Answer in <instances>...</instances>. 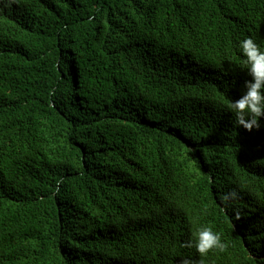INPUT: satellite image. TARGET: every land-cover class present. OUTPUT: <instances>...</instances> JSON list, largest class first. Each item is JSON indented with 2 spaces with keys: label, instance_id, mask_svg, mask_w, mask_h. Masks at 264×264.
<instances>
[{
  "label": "trees",
  "instance_id": "trees-1",
  "mask_svg": "<svg viewBox=\"0 0 264 264\" xmlns=\"http://www.w3.org/2000/svg\"><path fill=\"white\" fill-rule=\"evenodd\" d=\"M246 36L264 0H0V264H264Z\"/></svg>",
  "mask_w": 264,
  "mask_h": 264
},
{
  "label": "clouds",
  "instance_id": "clouds-1",
  "mask_svg": "<svg viewBox=\"0 0 264 264\" xmlns=\"http://www.w3.org/2000/svg\"><path fill=\"white\" fill-rule=\"evenodd\" d=\"M239 49L244 57L243 65L251 78L245 80L243 93L229 101L227 107L234 114L235 123L251 131L261 127V118H264V47L251 36H246L239 41ZM196 236V250L202 256L211 249L223 251L226 247L220 234L211 227L200 228ZM186 246L190 247L191 241ZM182 264L190 262L185 259Z\"/></svg>",
  "mask_w": 264,
  "mask_h": 264
}]
</instances>
